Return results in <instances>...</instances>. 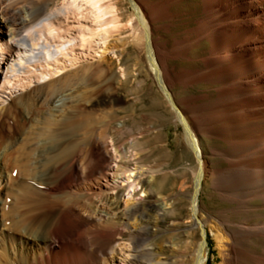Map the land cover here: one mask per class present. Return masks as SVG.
<instances>
[{
  "label": "bare ground",
  "instance_id": "1",
  "mask_svg": "<svg viewBox=\"0 0 264 264\" xmlns=\"http://www.w3.org/2000/svg\"><path fill=\"white\" fill-rule=\"evenodd\" d=\"M12 1L0 0V70L4 71L5 56L11 52V43H17L18 52L7 69L12 74L8 85L17 89H29L36 84V79L52 78L60 69L62 56L67 57L73 45L91 46L96 38L106 43L108 34L121 28L120 9L112 0H67L55 10L51 4L60 0H41L45 6L43 12L34 15L28 7V16H24L22 9ZM18 1L19 5L22 1ZM128 1L131 16L127 24L131 27L132 42L138 48V56L135 57L138 70L135 71L142 72L146 67L145 77L147 74L153 77L174 119L183 126L185 141L198 161L190 202L195 227L203 233L192 258L186 257L182 264H210L207 227L216 233L215 259L220 258L217 264H264V247L259 249L262 245L259 240H264V220L253 223L252 218L247 217L237 228L229 231L226 221L213 219L214 222L210 223L212 220L209 222L201 206L204 183L211 179L216 193L237 205L232 209L234 212L241 215L250 213L257 208L252 205L254 201H261L264 207V0H200L195 9L199 18H180L183 21L190 19L185 23L190 28L183 31L177 29L183 25L176 22L182 17L178 9L190 0ZM72 17L79 24H83L79 20L81 18L86 22L81 26L78 24L75 36L61 42L65 36L59 29L64 23L56 20L68 21ZM66 31L70 29L67 27ZM24 33H27L24 40H15ZM204 43L208 50L197 55L195 60L193 52ZM99 44L102 45L101 42ZM126 45L125 42L123 47ZM174 61L193 62L195 65L179 69L173 65ZM40 63L43 64L41 67ZM6 73L9 75L6 71L4 75ZM201 84L209 87L203 94L180 97L176 91L179 87L190 89ZM52 85L48 92L56 95L57 86ZM52 104L53 98H25L17 104L25 108L28 115L33 108L48 107V112L40 114L45 126L35 133L42 142H36V148L30 145L24 149L29 155L35 150L31 162L36 176L33 181L24 183L25 189L20 194L25 202L23 205L32 207L33 215L29 222L26 221L28 224L19 216V209L11 211L8 206L11 197L8 195L20 193L10 181L13 170L18 171L21 166L11 159L12 170H6L9 169L6 164L2 165L25 137H19L16 145L8 142L1 148L0 256H11L7 264H117L115 254L122 255L131 246V243L120 242L134 238L126 232L130 226L136 229L146 225L142 232L149 234L151 225L147 226L153 223L150 213L153 206L134 207L133 201L142 179L148 175L155 182L161 169L132 166L128 162L129 149L119 147L112 152L113 145L106 133L94 136L87 149L83 145H71L68 141L71 134L69 124L63 120L65 116L62 121H54L60 122L57 130L52 126L56 125L49 119V111L53 112L50 109ZM202 136L224 144L225 148L215 152L227 164L225 170L212 168L206 159ZM117 159L124 162L120 163L111 179V166ZM155 190L157 187L153 185L151 192ZM154 246L152 242L146 244L143 250L150 252L142 256L146 264H163L162 260L157 261L162 251L154 252L151 248ZM185 249H190V245L187 244Z\"/></svg>",
  "mask_w": 264,
  "mask_h": 264
},
{
  "label": "rangeland",
  "instance_id": "2",
  "mask_svg": "<svg viewBox=\"0 0 264 264\" xmlns=\"http://www.w3.org/2000/svg\"><path fill=\"white\" fill-rule=\"evenodd\" d=\"M21 1L22 2L19 5L17 4L19 2L18 0H13L12 2L13 4L16 2L14 5H17L16 7L22 9L24 16H28L29 11L26 9L28 7L32 10L34 15H37L39 12V14H41L45 9L44 4L42 3L43 1L41 2V0ZM65 1L67 0H60L59 2L51 4V7L53 6L55 10L60 3L62 4ZM112 1L116 2L117 7L120 9L118 12L122 20L120 31L114 30L113 34L110 33L112 37L110 34H108L107 39L105 40L106 43L104 40H99V38H96L91 46L82 47L80 43H78L79 45H73L72 50L68 51L69 55H67V57H61L62 61L60 62V69L56 71L57 73H54L52 78L49 77L44 81H39L36 79V84L31 85L29 89H17L13 88L11 85H8L7 81L10 80V75L12 74H10L11 72L7 71V69L13 63L19 48L17 43H11V52L6 55L7 57L5 56L6 59L3 64L4 71L0 70V152L8 142H12L13 144L15 143L14 145H16L19 137L24 136L25 138L23 137L24 139L21 141L22 143L19 142L15 146H19L20 149L14 148L15 150L13 149L12 154H9L8 156L9 159L5 160L6 163H2V165L6 164V168H9L6 169L8 171L12 170L13 168L11 166L12 164L10 165V159L13 161L16 160L21 166L19 169L20 171L15 169L13 170L11 175L12 181H10L14 187L19 189L20 193H9L10 195L8 196L11 197L8 201V206L11 211L19 209V216L23 220L25 219L24 222L30 221L33 215L32 207L29 208L28 206L26 207V205H23L25 202L20 198L22 196L20 194H23L22 190L25 189V186L23 185L26 184L24 183L33 181L32 179H34L36 176V173H34L36 170L34 169V165L31 162L34 157L35 150H32L33 154L29 155L26 154L24 149L30 145L36 148L35 143L39 142L41 139L36 138L38 136H36L35 133L38 132L41 127L45 126L43 124L45 122H43L44 120L40 117V114L48 112V107H40L39 109L33 108L31 111L32 115H28L26 113V109L17 104H19L20 100L25 98H53V104L50 108L51 110L53 109V112L49 111V119H52V121H49L56 124H53L52 126L55 130H57L59 128L57 124L60 122L56 123L54 121H62L61 118L65 116L63 120H66L67 124H69L68 128L71 134L68 141L71 145H83L86 146L87 149L94 136H98L101 133H106L107 137L109 138V142H111L113 145V147L110 149L112 152L116 151L119 147H126L129 149L130 153L128 154V162L131 163L132 166L141 168L143 165V167L148 169H161L156 174L155 182H152L148 175L142 179L141 185L138 187V194L133 201L134 207L151 208V206H153L150 211L153 223H150L147 226L149 227L151 225L148 228L149 234L142 232V230L146 228V225L137 227L136 229L130 226L126 232L129 234V237H134L133 240H130L129 238L120 242L122 244L128 245L131 243L130 249L127 248L125 253L122 255L115 254V262L117 264H146V259L142 255L150 252V250L148 251L143 249L146 244L152 242L153 246L156 245L151 247L154 252H159L160 250L162 251V256H160L157 261L162 260L161 263L163 264H182L187 258H192L194 249L202 239L203 233L201 229L195 227V222L192 218V203L190 202V196L193 192L195 172L198 168V161L194 152L185 141L183 126L178 124L174 119L172 111L167 105L166 99L162 97V94L159 91V88L153 77H151L149 74H147V77H145L147 70L145 66V68L142 69V72L135 71L138 70V68H135V57L138 56V48L132 42L131 27H129L127 24L131 16V7L129 1ZM188 2H185L186 4H181L178 9V13L182 14V17H179V21L176 22L177 24H183L177 28L179 31L190 28V26L185 24L190 19L196 20L199 18L195 12V9L197 4L200 3V0H190ZM185 17H190V19L184 21L183 19H180ZM72 19L75 18L72 17L68 21L56 20L57 23H64L62 24V29H59V32L64 34L66 38L64 37L60 39L61 42L68 40L69 37L73 35L75 36L77 34L76 30L78 29L79 25L81 26L86 22L85 19L81 20L82 18H78L80 22L83 23L79 24L77 19ZM181 20L182 22H180ZM67 27L70 29V31H66ZM26 36L27 33H24L15 40H24V37L26 38ZM102 41L105 45L102 44ZM99 42H101L102 45H100ZM125 42L127 47H123ZM96 43H98V45ZM2 45H4V43H2ZM94 46L95 48L92 49ZM204 50H208L206 43L193 52V58L196 60L197 55H202ZM192 64L195 65L193 62H173V65H177L179 69L185 68L187 66L191 67ZM42 65L43 64L40 63V67ZM5 71L9 72V75L8 73H6L7 75H4ZM38 73L39 72L36 71V74ZM69 76L71 78H69ZM66 79L67 83L65 82ZM63 82H65V84ZM51 84H53L52 86H57L58 93L56 92V95L53 94L54 92H48V87L51 86ZM73 84L74 86H72ZM62 87L64 89H62ZM207 88H209L207 85L201 84L190 89L179 87V90L177 89L176 91L179 95H181L180 97H184L189 95L203 94ZM47 95H49V97ZM3 109L4 112L2 111ZM164 112H166V115ZM69 118L71 119V122ZM90 126L93 127L91 128ZM29 133L31 136H29ZM28 138H32L30 139L32 141L30 142ZM40 142L38 144H40ZM202 143L203 149L206 153V159L209 160L212 168L225 170L227 168V164L215 152L216 149L221 150L223 147L225 148L224 144L220 140L206 136H202ZM17 150L19 151L17 152ZM122 162H124V160L117 159L111 166L113 168V170L109 173L111 179L115 177V174L113 173L116 172V169ZM137 164L140 166H136ZM159 166L161 167L159 168ZM33 173L34 176L32 175ZM103 185L107 186L106 181H103ZM153 185L157 187L155 192H151ZM212 188L213 183L211 179H209L204 183V188L201 194V206L209 222L212 220L210 223L218 220L226 221L228 222V230L232 231L233 229L237 228L241 221L243 222L242 219L244 218H252L253 223L264 220V207L261 201L252 202V205L256 206L257 208H254V211L252 210L250 213H244L245 215H241L233 211L237 205L225 201L218 193H216L214 188ZM141 189H143V191H141ZM110 193L112 194V192ZM11 200H13V203ZM51 211L53 212L54 210ZM21 212L23 213L21 214ZM257 214H262V216H258ZM227 218L229 219L226 220ZM206 234L210 241L208 248L209 262L210 264H217V261L218 259L220 260V258L215 259V256H217L215 244L216 233L207 227ZM259 241L262 244L259 249L262 250L264 247V240L261 239ZM187 244L190 245V249L186 251L185 246ZM139 250V253L135 252ZM135 255H137V257ZM175 257H177L178 260H176ZM10 259L11 256L6 258L3 256V254H1L0 264H7V260Z\"/></svg>",
  "mask_w": 264,
  "mask_h": 264
}]
</instances>
